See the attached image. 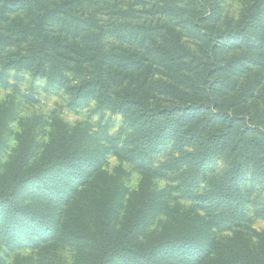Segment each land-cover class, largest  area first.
I'll return each instance as SVG.
<instances>
[{
    "label": "trees",
    "instance_id": "trees-1",
    "mask_svg": "<svg viewBox=\"0 0 264 264\" xmlns=\"http://www.w3.org/2000/svg\"><path fill=\"white\" fill-rule=\"evenodd\" d=\"M202 1L0 0V87L19 92L29 73L72 110L123 118L117 134L75 127L45 145L28 125L3 172L18 112L0 106L8 252L60 244L75 264H264V232L253 228L264 219V0H246L225 26L217 7L198 11ZM109 155L145 177L124 214ZM149 178L169 186L153 190ZM182 201L188 214L161 221Z\"/></svg>",
    "mask_w": 264,
    "mask_h": 264
},
{
    "label": "rangeland",
    "instance_id": "rangeland-1",
    "mask_svg": "<svg viewBox=\"0 0 264 264\" xmlns=\"http://www.w3.org/2000/svg\"><path fill=\"white\" fill-rule=\"evenodd\" d=\"M193 0H174V3L183 6L191 4ZM246 0H207V3L202 1V6H198V11L203 12L206 9V4L217 7L221 11L222 20L218 26H225L228 23L236 25L240 20L242 10ZM206 15H211L208 12ZM211 25V22H208ZM24 75V73H23ZM24 81L19 85V92H14L12 88L0 87V106L16 110L18 117L10 123V130L4 137V156H3V172H6L9 164L13 160L16 153L20 134L23 129L30 125L35 128L38 133V140L45 145L58 132L72 131L75 127H82L92 133H96L99 137L103 136L105 127H109L111 134H117L122 125L123 118L119 114H112L107 111L104 118L95 113V105L79 110H72L68 106L69 97L63 93H47L44 91L45 80L41 78H33L29 73L24 75ZM14 81L12 80V83ZM25 96H33L35 101L26 99ZM108 175L116 178L118 183L125 190V198L123 201L122 214L129 207V203L136 192L140 189L145 180L144 175L135 170L134 167L119 160L117 157L109 155L104 167ZM151 188L153 190L167 189L169 182L164 179L149 178ZM262 197V196H261ZM173 203V209L170 213H166L161 217V221H166L174 214H188L190 206L188 202L182 201L181 208H178ZM66 220L73 218V214L79 210L74 206L66 208ZM75 223H72L73 226ZM253 228L258 232H264V219L255 220ZM233 233H225L221 238L232 237ZM236 236V234H235ZM31 258L37 261L40 258L54 259L61 264H75L76 252L70 247H65L60 244H50L39 250H23L8 252L4 246L0 245V259L5 264H13L16 260L23 258Z\"/></svg>",
    "mask_w": 264,
    "mask_h": 264
}]
</instances>
